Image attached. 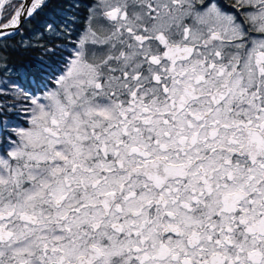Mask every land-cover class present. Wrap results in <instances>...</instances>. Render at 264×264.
<instances>
[{
  "label": "snow or ice",
  "instance_id": "1",
  "mask_svg": "<svg viewBox=\"0 0 264 264\" xmlns=\"http://www.w3.org/2000/svg\"><path fill=\"white\" fill-rule=\"evenodd\" d=\"M67 8L0 103V264H264V0Z\"/></svg>",
  "mask_w": 264,
  "mask_h": 264
},
{
  "label": "trees",
  "instance_id": "2",
  "mask_svg": "<svg viewBox=\"0 0 264 264\" xmlns=\"http://www.w3.org/2000/svg\"><path fill=\"white\" fill-rule=\"evenodd\" d=\"M70 2L71 0H49L48 8L40 16L36 17L32 23L24 25L20 34L14 36V38L4 39L6 47L0 44V47H4V51L0 52V55L4 56L8 68L7 72H0V103L12 104L16 102L11 99L14 95V89L10 84L11 80L16 79L15 70L22 64L46 58L43 48L49 44V41L45 38L47 34L42 33L40 30L43 29L44 22L47 19L68 14L67 5ZM80 2L87 4L90 0H80ZM73 13L78 18L76 20V28L84 27V17L87 15V8L80 7L73 10ZM60 39L62 38H58L56 42L59 43ZM17 107H20L18 103Z\"/></svg>",
  "mask_w": 264,
  "mask_h": 264
},
{
  "label": "water",
  "instance_id": "3",
  "mask_svg": "<svg viewBox=\"0 0 264 264\" xmlns=\"http://www.w3.org/2000/svg\"><path fill=\"white\" fill-rule=\"evenodd\" d=\"M16 36V35H15ZM7 38H9V37H5L4 39H7Z\"/></svg>",
  "mask_w": 264,
  "mask_h": 264
}]
</instances>
